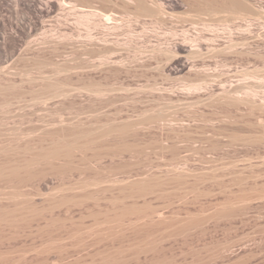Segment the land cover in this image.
Segmentation results:
<instances>
[{"label": "rangeland", "instance_id": "rangeland-1", "mask_svg": "<svg viewBox=\"0 0 264 264\" xmlns=\"http://www.w3.org/2000/svg\"><path fill=\"white\" fill-rule=\"evenodd\" d=\"M243 1L259 12L135 23L140 40L118 53L152 65L130 66L132 79L59 44L85 31L68 9L41 18L0 0V264H264V0ZM173 28L222 46L176 71L153 52ZM49 84L67 94L43 105ZM99 85L116 90L102 102L88 92ZM234 89L253 105L220 104Z\"/></svg>", "mask_w": 264, "mask_h": 264}, {"label": "bare ground", "instance_id": "bare-ground-1", "mask_svg": "<svg viewBox=\"0 0 264 264\" xmlns=\"http://www.w3.org/2000/svg\"><path fill=\"white\" fill-rule=\"evenodd\" d=\"M70 1L72 2H67L65 0H63V2L61 0H20L21 4L25 6V8L32 10V12L34 10V13L36 12L35 17H51L53 19V17L56 16L57 12L60 11V9L61 11L65 10V12L68 9L67 13H73V15L76 16V19H73L76 21L74 22V24L76 23L78 25L77 27H84L85 31L83 34L81 31H78L77 35L73 34L77 31H73V33L64 32L61 35L62 39H60L61 41L59 42V44H61L63 47L72 46V49L74 51L75 49L80 50L79 52H82L83 54L87 55L86 59L83 60L84 62H81V65L91 70H101L102 68H105L111 72H119L121 70H126L127 74L129 73L130 66L132 69L134 65L138 67H150V65H152L149 63V58L148 61L147 59L146 61H144L145 59H141L143 60L141 61L139 58L140 53H135L133 57L124 56L122 53H118L120 48H130L133 43H136L137 40H140V37H137L134 34V25L135 23L141 22L144 18H150V24L152 26L157 27L164 25L168 20L174 21V18L177 19L180 18L181 15H187L189 14V11L193 13L195 12L202 21L205 20L202 19V16H216L223 12H230L234 15L253 11L256 13L259 12L243 0H75L76 2H73V0ZM66 14L64 13V15ZM72 18H74V16ZM205 22L203 24L204 28H210L211 24L207 23L209 21ZM193 23L194 24L191 23V25L193 26L199 24L196 22ZM146 26L147 23L143 22V30L141 36H149V33L146 32ZM239 27L242 26L240 25ZM175 29L173 28L169 30L171 31L169 32V35L172 36L173 39L174 37L176 39H174V44L171 43L173 44V46L170 48H163L161 46V43L153 48V52L163 53L165 55L172 56V63L176 71H184L189 68V63L187 62L188 60L185 59L186 54L195 55L196 53H201L202 51H204V46H206V49L209 52L213 53L219 50L222 46L216 45L217 41L215 39V36H219L216 33H213V36L207 37L206 35L202 34V32H200L196 33V35H193L191 37L190 28H183V30H181L182 32L180 31L181 34H178L179 31ZM211 31L215 32V30ZM77 37H79L80 39ZM76 38L78 39L77 41ZM229 42L230 44L229 46H227L228 48L233 47L236 44H233L232 40H230ZM59 44L58 46L55 45L56 49L58 47L60 49L61 46H59ZM55 48L52 49V51L54 50V52H57V50L55 51ZM74 51H72V53L76 52ZM236 52H238V50H236L235 53ZM75 55L76 54H73V56ZM78 58L80 59V57ZM128 75L131 76L132 79H134L132 75ZM115 79L120 81V76H115ZM53 87L54 86L52 84L47 85V89H49L50 91L47 90L49 91L47 95L40 96L39 98H37L39 103L44 105L47 104L49 101H53L62 96H66L67 91L64 94L61 91H57ZM88 90L90 95H93L94 97L99 99L101 98L102 100L104 99L105 101L116 89L111 85H99ZM238 92V89H234L232 90V92L224 90L223 101L220 104H222L226 108L230 106L239 108L242 105L250 106L252 103H254L251 100V95L241 97L238 95ZM21 99L22 96L20 94H14L12 97H10L9 101H6L4 105H2V108L5 111H3L4 114L10 113L11 106L20 102ZM109 101L110 99L108 100V103ZM115 102H117V100H115ZM110 105L114 107V104ZM102 109L103 107L92 110V112L97 114H92V118H98V116L101 114ZM121 112V109L118 110V108H116V113H114L118 116L121 114ZM116 120L117 118H115L113 122L104 125L105 130L107 132H109V130L114 131L118 129V127H122L121 125H118L116 123ZM94 123L95 124H93V127H91L90 129L88 128L89 131L87 130V136L89 134H92L95 130H100L102 124L101 126H99L98 121ZM130 124V122H126V124L124 125L125 127H130ZM101 131L107 134L104 129H102ZM103 137H106V135H103ZM57 150L59 151V148ZM57 150L56 152H58ZM70 151L72 150L70 149ZM56 152L55 154L57 155Z\"/></svg>", "mask_w": 264, "mask_h": 264}]
</instances>
